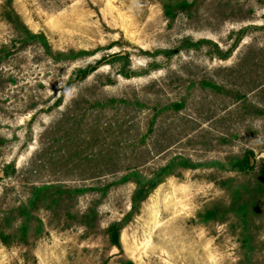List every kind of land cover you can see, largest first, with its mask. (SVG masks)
<instances>
[{
	"label": "rangeland",
	"instance_id": "374dc122",
	"mask_svg": "<svg viewBox=\"0 0 264 264\" xmlns=\"http://www.w3.org/2000/svg\"><path fill=\"white\" fill-rule=\"evenodd\" d=\"M0 264H264V0H0Z\"/></svg>",
	"mask_w": 264,
	"mask_h": 264
},
{
	"label": "trees",
	"instance_id": "16d2710c",
	"mask_svg": "<svg viewBox=\"0 0 264 264\" xmlns=\"http://www.w3.org/2000/svg\"><path fill=\"white\" fill-rule=\"evenodd\" d=\"M126 58L123 54H113L112 56H109L106 59L101 60L100 62L96 63L94 66H89L83 70H79L78 72H76V74L72 77L70 83H74L76 81H81L84 80L86 78H88L93 72H95L103 63H107V62H116L118 60L124 59ZM124 76L126 78H130L132 77L131 74H128L127 72L124 73ZM242 166L246 169H251L252 166L250 164V160L249 158H245L242 162H241ZM136 201V198H134V202ZM120 226H112L109 229V236L111 237V242L113 245L118 246V232L120 230Z\"/></svg>",
	"mask_w": 264,
	"mask_h": 264
},
{
	"label": "water",
	"instance_id": "95a60500",
	"mask_svg": "<svg viewBox=\"0 0 264 264\" xmlns=\"http://www.w3.org/2000/svg\"><path fill=\"white\" fill-rule=\"evenodd\" d=\"M249 160H250V164L253 165L254 164V160L252 157H249Z\"/></svg>",
	"mask_w": 264,
	"mask_h": 264
}]
</instances>
